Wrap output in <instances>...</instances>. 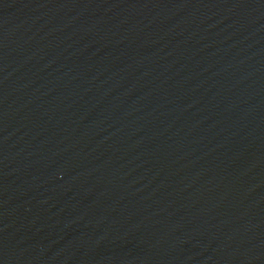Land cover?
I'll return each mask as SVG.
<instances>
[{"label":"water","instance_id":"obj_1","mask_svg":"<svg viewBox=\"0 0 264 264\" xmlns=\"http://www.w3.org/2000/svg\"><path fill=\"white\" fill-rule=\"evenodd\" d=\"M0 264H264V0H0Z\"/></svg>","mask_w":264,"mask_h":264}]
</instances>
